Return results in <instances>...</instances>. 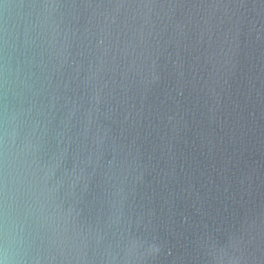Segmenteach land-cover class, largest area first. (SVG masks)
Returning <instances> with one entry per match:
<instances>
[{
    "label": "water",
    "instance_id": "1",
    "mask_svg": "<svg viewBox=\"0 0 264 264\" xmlns=\"http://www.w3.org/2000/svg\"><path fill=\"white\" fill-rule=\"evenodd\" d=\"M3 264H264V0H0Z\"/></svg>",
    "mask_w": 264,
    "mask_h": 264
},
{
    "label": "clouds",
    "instance_id": "2",
    "mask_svg": "<svg viewBox=\"0 0 264 264\" xmlns=\"http://www.w3.org/2000/svg\"><path fill=\"white\" fill-rule=\"evenodd\" d=\"M0 264H3V261H0Z\"/></svg>",
    "mask_w": 264,
    "mask_h": 264
}]
</instances>
